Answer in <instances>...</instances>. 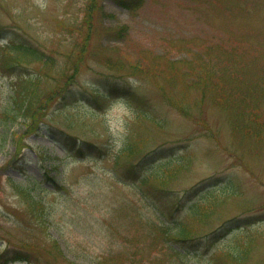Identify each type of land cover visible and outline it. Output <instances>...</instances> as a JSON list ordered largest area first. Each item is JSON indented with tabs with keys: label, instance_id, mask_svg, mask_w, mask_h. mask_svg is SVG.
Here are the masks:
<instances>
[{
	"label": "rangeland",
	"instance_id": "obj_1",
	"mask_svg": "<svg viewBox=\"0 0 264 264\" xmlns=\"http://www.w3.org/2000/svg\"><path fill=\"white\" fill-rule=\"evenodd\" d=\"M120 2L0 0V244L30 247L34 264H178L145 227L140 195L155 181L137 179L174 170V202L211 191L192 199L211 212L191 229H219L231 252L244 249L241 264H264V118L258 129L245 118L243 132L220 105L240 75L264 107V0ZM7 40L43 59L1 67ZM20 78L36 111L6 120ZM107 85L118 89L95 91Z\"/></svg>",
	"mask_w": 264,
	"mask_h": 264
},
{
	"label": "trees",
	"instance_id": "obj_2",
	"mask_svg": "<svg viewBox=\"0 0 264 264\" xmlns=\"http://www.w3.org/2000/svg\"><path fill=\"white\" fill-rule=\"evenodd\" d=\"M125 6H131V5H140L142 0H119ZM131 3V4H129ZM11 46H7L8 48V55L3 56V60L1 58V67L4 64H8L9 66L14 65L12 64L13 60H20L23 58H27L28 56L34 55L35 57L39 58V55L31 49L29 50L26 48L24 43L22 42H12L10 44ZM6 48V49H7ZM16 55V56H15ZM41 56V55H40ZM33 57L34 59H37ZM14 63V62H13ZM5 66V65H4ZM8 67V66H7ZM20 80L18 82H15L16 89L12 92L10 99L11 102L6 108V120L7 119H16V117L20 118H30V112H35L36 108L33 106V99L31 97V94H28L26 91L27 81ZM31 79V78H30ZM247 82H250V80L245 79V77H241L240 75H236L231 82L228 85L227 88V96L222 99L221 104L222 106H227L228 111L227 114L228 118H235L234 121L236 123H233L234 128L242 130L244 132H248L251 127H254V124L250 121H243L239 124V120L236 118H242V119H251V118H257V129L262 128L263 123L261 124V121H259V118H264V107L259 106V103L257 102V106H254L251 101V94L254 93L253 87H249L246 85ZM233 90H239L241 92V95H231ZM262 90H264L262 88ZM231 95V96H230ZM235 96V97H233ZM228 99V101H226ZM224 100V101H223ZM202 98L200 100H196L195 105L198 106L200 103H202ZM249 104H252L254 107L250 106ZM44 103H42V106ZM35 109V111H34ZM185 114L188 116L189 113L184 111ZM14 118H9V117ZM233 121V122H234ZM242 123H244L242 125ZM239 124V125H238ZM259 134H257L258 136ZM5 136H7L6 133L0 135V143L1 140L3 141ZM131 153V152H130ZM170 164V163H169ZM171 167V166H170ZM171 172H165L163 174H160L159 182L156 181V184L159 185L158 187L161 189L160 185H163L166 183V180L169 178L171 173L174 172V170H170ZM144 182H147L146 178H143ZM166 186V185H165ZM22 188H24L22 186ZM165 189V188H163ZM34 201V200H32ZM211 207L206 206L204 204H200V202L194 203L190 206L188 210L187 216L181 217L179 219H168V220H158V218L150 217L145 220V227L150 231L151 233L154 230H157L161 236L162 244L163 242L167 246V250H169L171 253L174 254L171 255L168 253V256L171 255L173 258L177 260V263L182 261L183 256L188 255L189 258L191 255H189L188 248H185L183 245H180L183 250H179L174 248L172 245L175 243H185V244H191L193 246L195 245H201L206 244L207 242H210L211 235H219L217 232L211 233V231H203L200 232L197 229H191L193 225L190 224V220H197L199 223H204L205 218L210 215ZM226 225V224H225ZM130 240V239H129ZM196 247V246H195ZM244 252V249L235 250L234 252L229 251V249L225 248L224 250L219 251L215 255L211 256V264H241V259L244 255L242 253ZM187 257V256H186ZM202 260L201 256H198ZM228 258L233 260V263L228 262ZM179 261V262H178ZM49 264V263H48ZM102 264H106L103 262ZM182 264V263H180Z\"/></svg>",
	"mask_w": 264,
	"mask_h": 264
}]
</instances>
